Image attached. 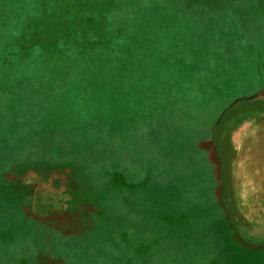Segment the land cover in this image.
Returning a JSON list of instances; mask_svg holds the SVG:
<instances>
[{
  "label": "rangeland",
  "instance_id": "rangeland-1",
  "mask_svg": "<svg viewBox=\"0 0 264 264\" xmlns=\"http://www.w3.org/2000/svg\"><path fill=\"white\" fill-rule=\"evenodd\" d=\"M256 94L264 0H0V264H264L214 144Z\"/></svg>",
  "mask_w": 264,
  "mask_h": 264
},
{
  "label": "crops",
  "instance_id": "crops-1",
  "mask_svg": "<svg viewBox=\"0 0 264 264\" xmlns=\"http://www.w3.org/2000/svg\"><path fill=\"white\" fill-rule=\"evenodd\" d=\"M214 144L223 189L218 204L230 213L233 205H264V95L235 100L223 110L214 124Z\"/></svg>",
  "mask_w": 264,
  "mask_h": 264
},
{
  "label": "trees",
  "instance_id": "trees-1",
  "mask_svg": "<svg viewBox=\"0 0 264 264\" xmlns=\"http://www.w3.org/2000/svg\"><path fill=\"white\" fill-rule=\"evenodd\" d=\"M44 16H46V18H47V15L46 14ZM67 21L68 22H72L73 20L72 19H68Z\"/></svg>",
  "mask_w": 264,
  "mask_h": 264
}]
</instances>
